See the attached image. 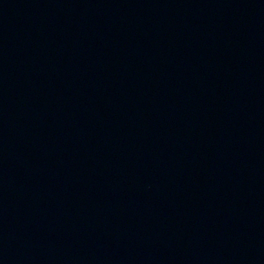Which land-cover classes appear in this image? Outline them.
<instances>
[{"label": "water", "instance_id": "obj_1", "mask_svg": "<svg viewBox=\"0 0 264 264\" xmlns=\"http://www.w3.org/2000/svg\"><path fill=\"white\" fill-rule=\"evenodd\" d=\"M0 264H264V0H0Z\"/></svg>", "mask_w": 264, "mask_h": 264}]
</instances>
